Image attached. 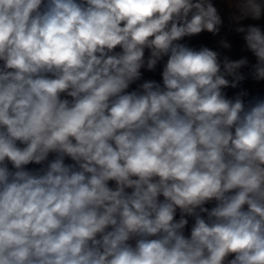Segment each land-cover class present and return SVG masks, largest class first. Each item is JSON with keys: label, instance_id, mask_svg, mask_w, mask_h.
I'll return each instance as SVG.
<instances>
[{"label": "clouds", "instance_id": "clouds-1", "mask_svg": "<svg viewBox=\"0 0 264 264\" xmlns=\"http://www.w3.org/2000/svg\"><path fill=\"white\" fill-rule=\"evenodd\" d=\"M0 264H264V0H0Z\"/></svg>", "mask_w": 264, "mask_h": 264}, {"label": "crops", "instance_id": "crops-1", "mask_svg": "<svg viewBox=\"0 0 264 264\" xmlns=\"http://www.w3.org/2000/svg\"><path fill=\"white\" fill-rule=\"evenodd\" d=\"M202 40H203L204 42H210L211 38L205 36V37L202 38Z\"/></svg>", "mask_w": 264, "mask_h": 264}]
</instances>
